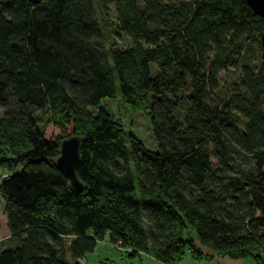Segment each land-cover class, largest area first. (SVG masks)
I'll use <instances>...</instances> for the list:
<instances>
[{
	"label": "trees",
	"instance_id": "obj_1",
	"mask_svg": "<svg viewBox=\"0 0 264 264\" xmlns=\"http://www.w3.org/2000/svg\"><path fill=\"white\" fill-rule=\"evenodd\" d=\"M110 7L127 47L96 42ZM263 28L245 0H0V264H78L103 238L175 264L202 257L191 231L264 264V53L216 92ZM104 98L142 111L155 149L87 110ZM70 135L80 191L54 163Z\"/></svg>",
	"mask_w": 264,
	"mask_h": 264
},
{
	"label": "rangeland",
	"instance_id": "obj_2",
	"mask_svg": "<svg viewBox=\"0 0 264 264\" xmlns=\"http://www.w3.org/2000/svg\"><path fill=\"white\" fill-rule=\"evenodd\" d=\"M257 40H259V37H255V33H252L251 38H247V40L244 41L238 61L219 71L217 75L218 86L216 91L219 97L228 94V86L231 82L238 81L240 76V64L243 60H248L253 64L258 63L262 50ZM96 42L106 50L110 46L124 48L130 44L129 38L117 31L115 15L112 12V7H110V10L107 13V18L105 20L100 19V34L98 38H96ZM150 68L152 73H154L155 65L153 63H150ZM100 108L106 110L111 117L121 125L125 135L132 134L138 138L147 149H155V143L149 133L148 119L142 111L123 107L117 98H104L100 101V104L95 107H88L87 110L94 115V113ZM1 114L2 107H0V116ZM40 116L44 120L46 115L40 114ZM234 158L233 162L238 164V168L250 167L249 158L236 155ZM210 163L213 166L216 163V159L211 158ZM7 235L8 232L3 214V203L0 200V248L11 245V241ZM190 236L192 238L193 246L200 252V254H202V256L206 254L205 252L207 250L213 253L212 250L202 246L198 242L193 231L190 232ZM188 251H190V253ZM188 251H186L182 259L175 264H186L188 258L187 261H189V264H201L204 261H208L209 264H256L249 257L240 259L225 257L223 260L211 262L206 256L202 257L203 261L200 263L197 258L192 259L190 254L194 253L193 250L188 248ZM144 254L145 253L140 252L136 255H130L125 249H118L116 244H110L107 239L103 238L102 241L96 242L91 252L84 255V260L85 264H157L151 259V257H148L147 259Z\"/></svg>",
	"mask_w": 264,
	"mask_h": 264
},
{
	"label": "water",
	"instance_id": "obj_3",
	"mask_svg": "<svg viewBox=\"0 0 264 264\" xmlns=\"http://www.w3.org/2000/svg\"><path fill=\"white\" fill-rule=\"evenodd\" d=\"M31 3H37V0H28ZM247 6L254 15L264 21V0H245ZM259 45L264 53V28L259 35ZM80 137L70 135L60 140L58 146V155L54 163L59 172L68 180V185L72 190L80 191L83 186L74 172V166L78 161Z\"/></svg>",
	"mask_w": 264,
	"mask_h": 264
},
{
	"label": "crops",
	"instance_id": "obj_4",
	"mask_svg": "<svg viewBox=\"0 0 264 264\" xmlns=\"http://www.w3.org/2000/svg\"><path fill=\"white\" fill-rule=\"evenodd\" d=\"M206 254L205 255H203L202 257H204V256H206L208 259H209V261H218V260H223L226 256H224L223 254H220V253H217V252H209L208 250L205 252ZM145 255V257H147V259H148V255H146V254H144ZM191 255V257H192V259L193 258H197V255H195L194 253H192V254H190ZM202 257H200V258H197L199 261L198 262H200L201 263V261H203L202 260ZM151 259H153V258H151ZM189 259V258H188ZM187 259V260H188ZM154 260V259H153ZM186 260V264H189V261H187ZM201 264H209V262L208 261H204L203 263H201Z\"/></svg>",
	"mask_w": 264,
	"mask_h": 264
},
{
	"label": "built area",
	"instance_id": "obj_5",
	"mask_svg": "<svg viewBox=\"0 0 264 264\" xmlns=\"http://www.w3.org/2000/svg\"><path fill=\"white\" fill-rule=\"evenodd\" d=\"M6 176H7V174L5 172L2 173V178H5ZM77 262H78V264H85L84 258L77 259Z\"/></svg>",
	"mask_w": 264,
	"mask_h": 264
}]
</instances>
